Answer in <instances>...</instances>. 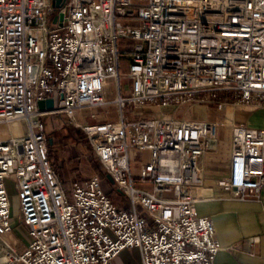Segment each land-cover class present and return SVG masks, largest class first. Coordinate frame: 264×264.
Here are the masks:
<instances>
[{
    "label": "built area",
    "instance_id": "built-area-1",
    "mask_svg": "<svg viewBox=\"0 0 264 264\" xmlns=\"http://www.w3.org/2000/svg\"><path fill=\"white\" fill-rule=\"evenodd\" d=\"M126 53L132 84L116 98L121 111L262 101L264 0H0V122H28L26 133L0 139V238L19 224L29 234L21 251L5 244L0 264H115L135 247L142 264H217L215 223L190 188L218 123L123 113L85 125L125 203L97 176L65 186L52 162L44 116L106 105ZM48 98L54 106L42 109ZM233 130L226 181L243 199L264 189V128Z\"/></svg>",
    "mask_w": 264,
    "mask_h": 264
},
{
    "label": "crops",
    "instance_id": "crops-1",
    "mask_svg": "<svg viewBox=\"0 0 264 264\" xmlns=\"http://www.w3.org/2000/svg\"><path fill=\"white\" fill-rule=\"evenodd\" d=\"M159 107L152 103L137 105L139 111L145 112ZM178 112L186 114L189 112L188 115L193 118L209 121L226 120L225 123H219L212 148L201 157L202 179L190 188L198 211L215 223L222 248L216 256V263L264 264V189L257 195H249L241 199L234 194L233 188L226 181L232 168L233 127L236 123H245L252 127L264 128L263 100L250 107L240 108L230 102L222 106L196 103L192 106H182ZM10 131L8 130L3 139L12 137L13 129L11 128ZM141 164L142 162L136 163L134 166L138 169ZM20 213L21 210L15 215L19 216ZM28 241L26 226L19 224L0 238V251L6 243H11L21 251ZM1 257L2 254L0 259Z\"/></svg>",
    "mask_w": 264,
    "mask_h": 264
},
{
    "label": "rangeland",
    "instance_id": "rangeland-1",
    "mask_svg": "<svg viewBox=\"0 0 264 264\" xmlns=\"http://www.w3.org/2000/svg\"><path fill=\"white\" fill-rule=\"evenodd\" d=\"M122 67L121 76L119 80L115 77H110L106 86V96L107 102L104 106H93L78 108L76 116L70 117L65 112L52 113L44 116V121L47 125V135L49 137V150L51 154V159L55 165L57 172L59 173L61 179H63L65 186L69 187L74 178L80 177H95L100 178L106 188L115 200L118 202H128L126 196L117 190L115 182L108 178L107 172L104 168L103 163H101L100 158L97 154L96 149L93 148L91 138L85 129V125H91L93 123L105 122L110 119L119 120L122 114L129 115L131 117H137L142 115L144 117H169V118H190L196 119L189 116V112H178L182 106H192L196 104H181L180 106H166L159 107L158 109L150 110L148 112L139 111L137 106L128 105L125 107L124 111H121L120 105L117 103L116 98L120 91L123 94H129L131 89V78L128 74L129 68V54L126 53L122 56ZM120 84H119V83ZM122 89V90H120ZM226 102H230L235 106L240 107H250L255 103L262 101H254V103H238L234 99L225 98L221 101H211L206 104V106L223 105ZM264 102V99H263ZM198 103V102H197ZM191 115V114H190ZM201 119V118H197ZM212 121V120H211ZM226 120H216L213 122L225 123ZM23 124V131L18 129H13L14 136H20L26 133L28 128V122L26 120H12L0 122V139L9 132L11 128L9 126L17 125L18 123ZM239 124V123H236ZM8 127V128H7ZM16 128V127H15ZM3 131V132H2ZM149 151L141 153L136 161H132L134 164L140 163L141 161L149 160ZM12 180V181H11ZM7 179L9 186L16 181L14 178ZM20 208L19 196L17 195L16 189L13 191V210L16 213ZM143 209V208H141ZM145 214L148 212L145 210ZM142 264V253L138 248H126L123 250L115 259V264Z\"/></svg>",
    "mask_w": 264,
    "mask_h": 264
},
{
    "label": "water",
    "instance_id": "water-1",
    "mask_svg": "<svg viewBox=\"0 0 264 264\" xmlns=\"http://www.w3.org/2000/svg\"><path fill=\"white\" fill-rule=\"evenodd\" d=\"M39 106H40L42 109H45V108H47L48 106H49V107H53V106H54V99H53V98H48V100L41 99V100L39 101ZM108 178H111V180L114 181V178L111 177V175H109Z\"/></svg>",
    "mask_w": 264,
    "mask_h": 264
},
{
    "label": "bare ground",
    "instance_id": "bare-ground-1",
    "mask_svg": "<svg viewBox=\"0 0 264 264\" xmlns=\"http://www.w3.org/2000/svg\"><path fill=\"white\" fill-rule=\"evenodd\" d=\"M9 127H11L12 129H18L19 131L21 130V131H23V124L20 122V123H18L17 125H14V126H9ZM16 127V128H15ZM8 128V127H7ZM3 132V131H2ZM0 135H2V134H0Z\"/></svg>",
    "mask_w": 264,
    "mask_h": 264
}]
</instances>
